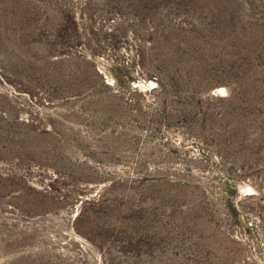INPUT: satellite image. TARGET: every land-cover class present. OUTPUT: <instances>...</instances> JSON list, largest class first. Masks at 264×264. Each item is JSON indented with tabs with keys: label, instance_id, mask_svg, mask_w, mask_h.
Returning a JSON list of instances; mask_svg holds the SVG:
<instances>
[{
	"label": "rangeland",
	"instance_id": "374dc122",
	"mask_svg": "<svg viewBox=\"0 0 264 264\" xmlns=\"http://www.w3.org/2000/svg\"><path fill=\"white\" fill-rule=\"evenodd\" d=\"M0 264H264V0H0Z\"/></svg>",
	"mask_w": 264,
	"mask_h": 264
}]
</instances>
